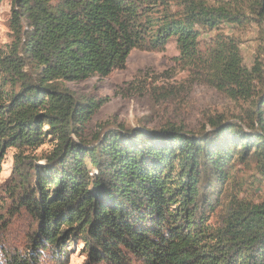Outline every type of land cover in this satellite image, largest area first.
I'll return each instance as SVG.
<instances>
[{
  "label": "trees",
  "instance_id": "1",
  "mask_svg": "<svg viewBox=\"0 0 264 264\" xmlns=\"http://www.w3.org/2000/svg\"><path fill=\"white\" fill-rule=\"evenodd\" d=\"M222 23L258 26L251 67L232 35L199 47ZM7 25L0 168L15 148L18 204L37 223L28 257L7 264H38L44 252L60 261L76 239L83 264H264V194L253 202L233 189L226 199L236 161L264 178V0H12ZM171 39L191 75L240 102L238 113L210 117L196 133L170 122L86 131L107 98L79 97L66 83L105 77L132 49L162 50ZM48 141L50 151H28Z\"/></svg>",
  "mask_w": 264,
  "mask_h": 264
},
{
  "label": "rangeland",
  "instance_id": "2",
  "mask_svg": "<svg viewBox=\"0 0 264 264\" xmlns=\"http://www.w3.org/2000/svg\"><path fill=\"white\" fill-rule=\"evenodd\" d=\"M216 5L229 1L233 6H245L248 0H204ZM246 1V2H245ZM12 0H0V46L11 40L8 17ZM217 32L234 36L239 41L240 55L247 67H251L260 42L258 26L254 23L235 26L222 23L218 30H204L199 36V47L210 42ZM67 87L79 97L94 100L106 97L87 125L89 133L98 130V123L110 126L156 130L170 122L185 131L198 132L210 117L219 114L227 118L237 114L241 104L201 82L179 58L178 48L171 39L162 50L132 49L125 67L112 71L105 77L92 76L78 82H68ZM208 126H206L207 128ZM88 133V134H89ZM46 142L35 150L40 155L52 149ZM27 151V152H28ZM15 148H8L0 168V264H7L11 255L28 257L31 235L36 229L32 215L18 204L15 179L12 177ZM43 160L38 162L43 165ZM236 189L239 198L259 202L264 194V178L255 164L235 162L227 184L228 201L230 192ZM21 192V191H20ZM19 192V193H20ZM66 258L57 261L50 252H44L38 264H83V244L75 240L67 247ZM39 255V254H38ZM131 264H137L133 261Z\"/></svg>",
  "mask_w": 264,
  "mask_h": 264
}]
</instances>
